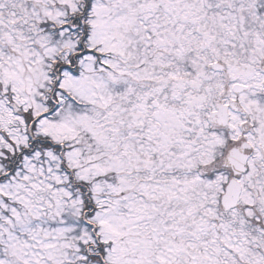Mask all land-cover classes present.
Returning a JSON list of instances; mask_svg holds the SVG:
<instances>
[{
  "label": "snow or ice",
  "instance_id": "6c2138e0",
  "mask_svg": "<svg viewBox=\"0 0 264 264\" xmlns=\"http://www.w3.org/2000/svg\"><path fill=\"white\" fill-rule=\"evenodd\" d=\"M0 264H264V0H0Z\"/></svg>",
  "mask_w": 264,
  "mask_h": 264
}]
</instances>
